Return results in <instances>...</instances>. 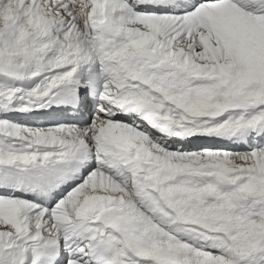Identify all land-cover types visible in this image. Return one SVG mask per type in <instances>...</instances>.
I'll use <instances>...</instances> for the list:
<instances>
[{
	"label": "snow or ice",
	"instance_id": "1",
	"mask_svg": "<svg viewBox=\"0 0 264 264\" xmlns=\"http://www.w3.org/2000/svg\"><path fill=\"white\" fill-rule=\"evenodd\" d=\"M0 264H264V0H0Z\"/></svg>",
	"mask_w": 264,
	"mask_h": 264
}]
</instances>
